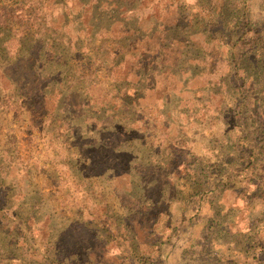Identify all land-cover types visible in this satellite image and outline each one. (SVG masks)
Instances as JSON below:
<instances>
[{"label":"rangeland","instance_id":"rangeland-1","mask_svg":"<svg viewBox=\"0 0 264 264\" xmlns=\"http://www.w3.org/2000/svg\"><path fill=\"white\" fill-rule=\"evenodd\" d=\"M0 4V264H264V0Z\"/></svg>","mask_w":264,"mask_h":264},{"label":"trees","instance_id":"trees-1","mask_svg":"<svg viewBox=\"0 0 264 264\" xmlns=\"http://www.w3.org/2000/svg\"><path fill=\"white\" fill-rule=\"evenodd\" d=\"M1 1L2 0H0V2ZM8 7H9V5L0 4V36H2L4 39H6V37L9 35V34H7L8 30H9L8 22L12 18V14H10L12 11H8V9H7ZM14 14L15 13H13V15ZM235 32H236L235 29L233 31H231V33H235ZM25 35H26V32L23 34V36H25ZM27 36H29V34ZM32 37H34V36L32 35ZM3 38L2 39L0 38V59L5 58V55H6V53H5L6 47H2L6 44V43L5 44L3 43L4 42ZM26 39H27V37H24V38L21 37L20 39H18L19 48H18L17 53H16L17 56L21 55L22 48H24L25 43L27 41ZM10 68L9 67H6V68L1 67L0 68V69H5L3 73H5L4 77L6 79H10L9 78L10 74H8L10 71Z\"/></svg>","mask_w":264,"mask_h":264}]
</instances>
